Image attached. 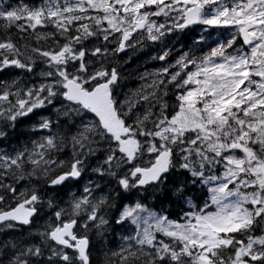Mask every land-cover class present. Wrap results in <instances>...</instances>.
I'll list each match as a JSON object with an SVG mask.
<instances>
[{
    "label": "snow or ice",
    "instance_id": "obj_1",
    "mask_svg": "<svg viewBox=\"0 0 264 264\" xmlns=\"http://www.w3.org/2000/svg\"><path fill=\"white\" fill-rule=\"evenodd\" d=\"M0 33V143L37 118L0 148V264H92L109 230L106 264H264V0H0Z\"/></svg>",
    "mask_w": 264,
    "mask_h": 264
},
{
    "label": "trees",
    "instance_id": "obj_2",
    "mask_svg": "<svg viewBox=\"0 0 264 264\" xmlns=\"http://www.w3.org/2000/svg\"><path fill=\"white\" fill-rule=\"evenodd\" d=\"M35 41H33L30 37V43H33ZM122 75L125 74H129L130 75V67L124 63H119L118 64ZM31 123H28L27 121L23 124H21L16 130L15 133L10 137L9 140H11V138L13 140H16L17 143H25L26 141H28L29 135H30V128H31ZM9 131H11V129H9ZM37 138V137H36ZM8 142V141H6ZM0 148H5L9 151H11L12 149L9 148L8 146L4 145V143H0ZM64 156V155H62ZM27 181H20L17 184V187L19 188L21 185H27ZM198 195V194H197ZM165 206L167 207L168 205L165 204ZM173 211H178V209H172ZM43 220H37L36 221V225H39V227L42 225ZM23 231V230H21ZM21 231H17L16 233H14L15 235H19ZM258 234H259V229L257 230ZM120 235L121 234L119 232L117 233H113L111 232V230H109V232H107L103 237H97L92 235V239H93V245H92V251H91V259H92V264H106V260L107 259H111L113 262H115L114 258L112 256V251H116L118 252V248H117V241L115 240V238L113 237V235Z\"/></svg>",
    "mask_w": 264,
    "mask_h": 264
},
{
    "label": "flooded vegetation",
    "instance_id": "obj_3",
    "mask_svg": "<svg viewBox=\"0 0 264 264\" xmlns=\"http://www.w3.org/2000/svg\"><path fill=\"white\" fill-rule=\"evenodd\" d=\"M21 2L32 5V4H39L40 0H11L12 4H19ZM13 31H14V35H15V30H13ZM0 35H2V33H0Z\"/></svg>",
    "mask_w": 264,
    "mask_h": 264
},
{
    "label": "rangeland",
    "instance_id": "obj_4",
    "mask_svg": "<svg viewBox=\"0 0 264 264\" xmlns=\"http://www.w3.org/2000/svg\"><path fill=\"white\" fill-rule=\"evenodd\" d=\"M210 30H211V29H210ZM123 77L128 79V78H130V75H129V74H125V75H123ZM142 89L147 90L146 88H142ZM138 91H140V90H135L134 93H135V92H138ZM130 95H131V94H130ZM37 138H38V137H37ZM0 240H1V238H0Z\"/></svg>",
    "mask_w": 264,
    "mask_h": 264
},
{
    "label": "bare ground",
    "instance_id": "obj_5",
    "mask_svg": "<svg viewBox=\"0 0 264 264\" xmlns=\"http://www.w3.org/2000/svg\"><path fill=\"white\" fill-rule=\"evenodd\" d=\"M39 67H41V65H39ZM94 236H96L95 234H93ZM98 238H99V236H97ZM103 238H104V236H103ZM92 251V250H91Z\"/></svg>",
    "mask_w": 264,
    "mask_h": 264
}]
</instances>
